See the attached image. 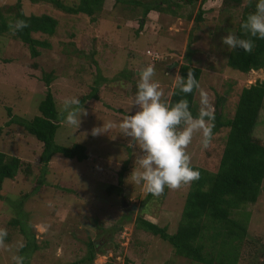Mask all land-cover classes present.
I'll list each match as a JSON object with an SVG mask.
<instances>
[{
	"label": "rangeland",
	"instance_id": "rangeland-1",
	"mask_svg": "<svg viewBox=\"0 0 264 264\" xmlns=\"http://www.w3.org/2000/svg\"><path fill=\"white\" fill-rule=\"evenodd\" d=\"M15 1L0 0V6ZM129 1L103 0L102 14L90 19L66 14L48 3L20 0L25 15L45 13L56 20L51 36L36 35L49 43L36 58H30L27 48L11 36V28L0 35V151L20 158L31 170L26 179L19 170L15 178L4 179L1 185L0 228L8 231L5 243L9 247L0 249V264H13L12 256L19 255L18 244L25 242L22 231L26 229L34 233L38 249L24 264H66L80 259L86 255L87 241L95 242L96 247L92 260L83 264H193L174 254L158 236L133 227L135 217L145 211L144 218L173 233L189 185L178 190L165 188L159 202L150 197L141 211L145 190L130 176L137 167L139 148H130V138L118 129L99 136H93L91 130L109 120L118 122L137 110L132 107L135 93L131 87L138 84L139 72L150 64L155 67L154 80L160 83L166 100L175 87L179 65L198 68V82L212 105L216 95L224 97L222 107L217 109L225 119L232 115L240 88L264 79V73L258 69L242 74L226 64L230 50L221 38L234 33L246 0L229 6L221 0H205L201 5L198 1L183 4L170 0L178 6L162 3L157 11L150 8L144 17L143 6L155 0H139L141 5ZM140 16L144 23L138 30L136 18ZM32 61L37 63L35 68L30 66ZM50 71L53 78L45 86L41 74ZM94 87L97 98L84 99L81 106L87 115L80 117L79 127L68 125L66 114L61 113L63 101L85 95ZM45 90L51 92L58 113L64 116L55 140L65 145L83 144L88 158L76 161L56 153L46 166L43 182L35 184L41 143L21 125L5 124L11 117L6 115V107L10 114L29 119L38 113L36 104ZM193 101L198 111V90ZM226 131L222 127L214 133L206 150L196 135L187 149L192 165L215 172ZM251 134L264 145V104ZM123 165L119 193L117 172ZM54 185L69 191L59 197ZM25 192L28 197L21 204L26 220L20 217L17 227L9 226L10 218H17L19 212L24 214L19 201ZM245 212L246 232L235 264H264V176L255 202L231 209L230 217L242 220ZM26 248L24 253L30 252L28 245Z\"/></svg>",
	"mask_w": 264,
	"mask_h": 264
},
{
	"label": "trees",
	"instance_id": "trees-1",
	"mask_svg": "<svg viewBox=\"0 0 264 264\" xmlns=\"http://www.w3.org/2000/svg\"><path fill=\"white\" fill-rule=\"evenodd\" d=\"M29 1L31 3H48L66 14H82L88 16L90 19H94V14H102L101 6L103 0H77L76 2L69 0L70 3H66V0ZM177 1L183 4H191L198 1L199 5L205 2V0ZM129 2L133 5H141L139 0ZM241 2L242 0H221V4L224 6L231 4L239 5ZM162 3L166 5L175 4L170 0H155L154 3L143 6L141 15L144 17L150 8H155L157 11ZM256 3L257 0H246L244 10L234 30V33L238 36H243L240 25L249 13L255 11ZM175 5L178 6L177 3ZM3 12L7 15H4ZM200 13L201 9H198L196 12L198 19L200 18ZM7 19H9V22H7ZM17 20H26L29 26L13 34L11 25H14ZM143 20L141 16L136 18V29L140 30L142 28ZM55 26V18L48 14L25 15L21 9L20 0H16L9 5L0 6V35L11 28V36L18 39L27 48L30 58L38 57L41 48L46 49L49 47V43L44 38L40 39L36 35L51 36L54 33ZM254 42L255 47L251 53L244 52L243 49L239 48L230 50L226 58L227 66L242 74L258 69L264 73V40L255 39ZM30 66L35 68L37 66L36 61H32ZM188 71H193L198 80V68L188 64L179 65L178 72L182 77L186 78ZM41 77L46 86L52 80L53 73L52 71L47 73L42 72ZM132 87L131 91L136 93L137 84L133 83ZM96 90L94 87L91 89V92L78 97L81 104H83L84 99L97 98ZM194 93L195 89L191 94L185 96L183 93H179L176 87H173L170 90L168 101L175 103L181 98L187 99L190 110L195 116L198 111L193 101ZM223 100L224 97L222 95H216L213 105L215 108L213 134L218 132L222 127L227 128L217 169L215 172H209L206 169L192 165L194 170L200 172V179L192 182L185 193L181 213L174 232L169 234L165 226L160 227L143 217L145 211H142V207L145 202L150 197L159 202L164 193L160 197H154L145 192L140 202L142 212L133 221V227L150 235L158 236L170 245L174 254L183 256L189 263L193 264L236 263L238 247L246 232L245 223L248 212L244 213L242 220H238L237 218L230 217L231 209H239L246 203L255 202L260 191L261 180L264 176V145L251 134L258 111L264 104V79H256L247 87L240 88L230 118L225 119L217 109V107H222ZM36 108L38 113L25 120L16 117L12 113L10 114V108L6 107V115L11 117L5 124L17 123L21 125L28 135H31L36 141L41 143L37 166V170L39 171L35 175V184H41L46 173V166L52 155L58 153L76 161L84 160L88 155L86 147L81 143H69L65 145L55 140L59 121L64 116L58 113L55 101L49 90H45L43 97L36 104ZM124 169L123 165L117 172V192L119 193L121 192L119 186ZM19 170L23 171L22 177L24 179L31 173L28 163H25L14 155H8L0 151V190L4 179L12 180ZM35 186L39 188L38 185ZM108 188L110 192L112 186L110 185ZM54 191L60 197L63 192L69 190L68 188L54 185ZM32 192L37 191L32 188ZM27 197L28 193L25 192L20 197L21 201H19L20 209L24 214L22 215L19 212L17 218H10L7 221L9 226L17 227L20 217L26 220L21 203ZM242 211H239L238 214H241ZM26 223L28 222L26 221ZM19 227L23 230V225L20 224ZM22 232L24 233L25 247L19 249V255L24 256L25 260H29L30 254L37 251L38 246L33 232L30 233L27 229ZM27 245L30 252L24 253ZM95 247V242L87 241L86 255L66 264L90 262L93 258Z\"/></svg>",
	"mask_w": 264,
	"mask_h": 264
},
{
	"label": "clouds",
	"instance_id": "clouds-1",
	"mask_svg": "<svg viewBox=\"0 0 264 264\" xmlns=\"http://www.w3.org/2000/svg\"><path fill=\"white\" fill-rule=\"evenodd\" d=\"M28 26L26 20H17L11 25L13 34ZM240 28L243 36L228 32L221 38L222 43L229 50L239 48L251 53L255 39L264 40V0H257L255 11L248 14ZM155 75V67L151 64L139 72L137 91L131 101L132 107L137 109L134 113L118 122H103L102 126L93 127L91 134L99 136L118 129L120 134L130 138L128 146L139 148L135 159L137 167L130 174L132 182L142 185L146 193L160 197L165 188L178 190L200 179L201 174L192 167L187 149L196 135L200 136L202 148H209L213 140L215 108L193 71H188L186 78L177 71L174 78L179 93L186 96L198 90L200 108L195 116L187 99L181 98L175 103L165 99L160 83L154 80ZM61 113L66 114V123L76 129L81 123L80 117L87 115L78 97L66 98ZM7 236V229L0 228V249L8 250ZM23 247L24 243L18 244V249ZM24 260L22 255L12 256L13 264H24Z\"/></svg>",
	"mask_w": 264,
	"mask_h": 264
}]
</instances>
